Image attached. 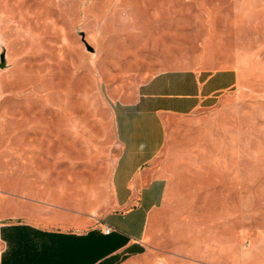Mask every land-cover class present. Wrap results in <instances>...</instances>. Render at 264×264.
<instances>
[{"label":"rangeland","instance_id":"1","mask_svg":"<svg viewBox=\"0 0 264 264\" xmlns=\"http://www.w3.org/2000/svg\"><path fill=\"white\" fill-rule=\"evenodd\" d=\"M123 21H195L196 41L212 28V43L199 51L216 50L214 62L241 72L214 106L166 120L158 164L173 182L156 226L157 254L162 237L166 249L184 237L199 247L212 231L213 241L233 249L234 264H264V0H0V218L69 228L75 210L97 206L82 201V182L18 176L34 162L116 158L113 104L132 98L141 79L161 68L130 43L100 41L104 23V35H128ZM198 173L223 182H193ZM195 209L216 217L193 218Z\"/></svg>","mask_w":264,"mask_h":264},{"label":"crops","instance_id":"2","mask_svg":"<svg viewBox=\"0 0 264 264\" xmlns=\"http://www.w3.org/2000/svg\"><path fill=\"white\" fill-rule=\"evenodd\" d=\"M198 25L195 21H123L121 33L128 35L113 36L104 35L107 24L100 26L101 42L130 43L146 57L161 60L157 64L161 68L141 79L132 98L114 102L118 150L109 164L69 159L34 162L19 174L18 182H82L87 193L82 201L98 204L90 211L75 210V224L69 228L0 218V264H234L233 249L213 241L212 231L199 247L185 245L184 237L177 238V248L166 249L162 237L161 255L155 247L159 244L154 243L156 226L167 209L169 182H173L169 168L158 164L167 118L214 106L223 92L241 80L236 66L213 61L218 59L216 50L199 51L212 43L214 32L206 28V40L196 41ZM235 59L241 66L244 55ZM221 178L198 173L193 182H223ZM208 199L217 201L213 193ZM191 217L215 219L216 212L195 209ZM107 227L112 228L108 234Z\"/></svg>","mask_w":264,"mask_h":264},{"label":"water","instance_id":"3","mask_svg":"<svg viewBox=\"0 0 264 264\" xmlns=\"http://www.w3.org/2000/svg\"><path fill=\"white\" fill-rule=\"evenodd\" d=\"M81 36H82V41L85 42L86 47L88 48V50L94 51V48L86 41L85 34L84 33H81ZM1 66L2 67L5 66V58H4V56H2Z\"/></svg>","mask_w":264,"mask_h":264},{"label":"built area","instance_id":"4","mask_svg":"<svg viewBox=\"0 0 264 264\" xmlns=\"http://www.w3.org/2000/svg\"><path fill=\"white\" fill-rule=\"evenodd\" d=\"M112 231V228L111 227H107L106 229H105V232L108 234V233H110Z\"/></svg>","mask_w":264,"mask_h":264}]
</instances>
